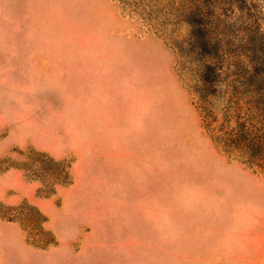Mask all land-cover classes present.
<instances>
[{"label":"rangeland","instance_id":"rangeland-1","mask_svg":"<svg viewBox=\"0 0 264 264\" xmlns=\"http://www.w3.org/2000/svg\"><path fill=\"white\" fill-rule=\"evenodd\" d=\"M221 65L264 129V0H0V264L257 246L264 162L219 144Z\"/></svg>","mask_w":264,"mask_h":264},{"label":"trees","instance_id":"trees-1","mask_svg":"<svg viewBox=\"0 0 264 264\" xmlns=\"http://www.w3.org/2000/svg\"><path fill=\"white\" fill-rule=\"evenodd\" d=\"M204 69L205 73L201 76L202 84L211 89L219 83L224 88L225 106L223 116L225 121L221 136L217 138L219 144L228 154L233 153V151L238 153L237 157L244 164L264 162L263 125L259 126L258 129L251 126L252 107L249 101L251 90L244 92L243 88L246 84L236 80V75H230L228 70H223L222 65L219 70L217 67L212 66H206ZM231 121H233V124H231Z\"/></svg>","mask_w":264,"mask_h":264},{"label":"crops","instance_id":"crops-1","mask_svg":"<svg viewBox=\"0 0 264 264\" xmlns=\"http://www.w3.org/2000/svg\"><path fill=\"white\" fill-rule=\"evenodd\" d=\"M33 199H35L34 196H32ZM257 246H245V247H239L236 249H232L227 247V250L225 254L221 253H206L210 255L209 257L203 256H197L194 258V260L197 259V261H204L207 262V259H209L212 263H219L222 261H228V260H234L233 264H255L256 257H262L264 256V236L261 237V239L258 240ZM191 261V260H190ZM191 263V262H190Z\"/></svg>","mask_w":264,"mask_h":264}]
</instances>
